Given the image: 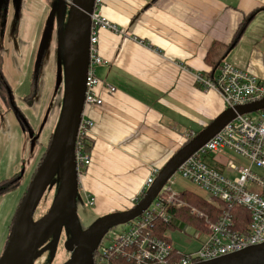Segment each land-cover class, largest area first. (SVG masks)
<instances>
[{
    "label": "crops",
    "instance_id": "0c3cea01",
    "mask_svg": "<svg viewBox=\"0 0 264 264\" xmlns=\"http://www.w3.org/2000/svg\"><path fill=\"white\" fill-rule=\"evenodd\" d=\"M57 4L55 0L17 2V16L28 15L29 25L38 21L34 39L42 42V58L46 43L55 44L58 38ZM7 6L12 8L11 0ZM254 9L223 62L239 68L251 63L257 77H262L264 61L257 65L246 55L242 64L229 54L243 46L255 22L256 26L264 22V0H103L98 10L117 30L98 31V51L104 62L95 67V73L103 104L86 107L94 123L90 131L94 146L85 176L93 192L119 191L106 179L120 171L123 180L118 186L131 191L123 201L132 205L130 197L140 191L149 169L160 167L189 134L197 133L225 109L215 91L199 87L195 75L211 69L204 57L212 41L230 43L243 17ZM45 19L48 27L44 32L43 26L40 33ZM22 21L15 31L23 37ZM259 39L263 36L252 37V45ZM107 84L115 90L109 93ZM111 201L103 196L99 205L110 207Z\"/></svg>",
    "mask_w": 264,
    "mask_h": 264
},
{
    "label": "built area",
    "instance_id": "2783aa9c",
    "mask_svg": "<svg viewBox=\"0 0 264 264\" xmlns=\"http://www.w3.org/2000/svg\"><path fill=\"white\" fill-rule=\"evenodd\" d=\"M102 2L94 0L91 13L84 107L74 149L79 188L80 176L90 165L84 142L94 124L86 115V107L103 104V97L97 92L100 79L95 73V67L104 62L98 51V31L117 30L99 12ZM195 80L204 91H215L226 107L264 96V76L257 77L229 62L197 73ZM106 89L109 93L115 90L110 84ZM158 171L157 167L149 169L140 191L130 197L132 203L138 201ZM176 171L207 194L206 199L217 209L214 217L180 197V191L173 188L171 181ZM176 171L141 215L127 223L123 231L113 233L106 244L99 243L92 264H192L264 241V109L256 111L254 117L249 113L238 114L183 160ZM82 192L88 204H95L93 195ZM238 207L246 211L248 218L242 213L234 214V208ZM181 209L201 221L200 226L195 224L194 234L199 244L186 252L154 232L158 220L184 230L186 225L178 215ZM234 215L243 223L241 227L236 225Z\"/></svg>",
    "mask_w": 264,
    "mask_h": 264
},
{
    "label": "rangeland",
    "instance_id": "374dc122",
    "mask_svg": "<svg viewBox=\"0 0 264 264\" xmlns=\"http://www.w3.org/2000/svg\"><path fill=\"white\" fill-rule=\"evenodd\" d=\"M58 1L55 0L56 4ZM17 2L19 0H11L12 8H9L8 24L2 37V32L0 31V52L3 55L1 71L9 90H11L12 96L10 97L9 95L8 100H5L0 95V181L9 178L15 173H20L22 176L20 183L15 188L0 194V254L4 248L10 223L17 205L28 186L32 173H34L33 170L40 154L46 147L50 134L56 129L65 94V39L69 11L68 5L62 4V21L59 22L57 16L58 21L55 27V32L58 34L57 41L55 44L52 41L46 43V53L41 63L40 53L42 47L40 46L42 42H35L34 39L35 27L38 21L36 25H29L28 15L23 16L22 12L17 16ZM16 17H20L19 24ZM22 19H24L25 23L23 37L15 31L16 27L18 29L21 28ZM256 23L253 24V27L248 32L247 41L244 42L243 46L241 45L232 52L230 51L229 55L234 56L240 63H242L246 55H249L248 59H253L255 64H263L261 61H264V22L260 21L257 26ZM48 24L49 20L47 22L45 19L40 33L43 30V26H45L43 31H46ZM56 33H52V37ZM261 35L263 36V40L259 39L256 46L252 45V37L258 38ZM38 61H40V74L37 80V91L33 95L32 100L27 101L26 95L30 92L31 77ZM241 67L254 75L256 74V76L259 75L253 69L251 63L247 64V67L245 64L244 67ZM249 115L254 117L255 112L249 113ZM38 149H40V153L36 155ZM35 157L36 161L32 163ZM236 159L238 160V158ZM119 174H121L120 171L111 173L109 174L110 178L106 180H111L116 189L124 192L114 191L103 194L93 192L89 188L90 183L87 176H85V173L81 174L79 180L81 186L76 193L74 202L78 224L81 229L87 228L107 213L130 207V204L125 205L123 199H127V195L131 191L127 192L118 186V184H121L120 180H123ZM125 175L130 176L128 174ZM61 179L62 168L58 167L53 171L48 184L39 197L33 215L35 220L44 215L53 204L61 184ZM171 181L173 188L177 191L189 190L200 194L204 198L207 197L204 191L200 190L194 183L182 178L177 171L172 175ZM83 190L91 192V195L95 197V204L90 205L87 203L82 192ZM111 195H113L112 199H110ZM103 196L113 201L112 206L104 207L103 204L99 205L102 203ZM67 225H64L61 237L54 250H52L51 240L48 235L43 237V242L39 243L35 248L33 264H68L71 252L65 249L64 241L66 237H69L71 228L66 234ZM185 225L184 230L172 226L167 228L166 236L171 240L175 248L186 252L197 247L199 240L194 238V234L197 231L195 224L192 221H186ZM127 226V223L114 226L103 237L101 243L106 244L109 240L108 238L113 233L121 232Z\"/></svg>",
    "mask_w": 264,
    "mask_h": 264
},
{
    "label": "water",
    "instance_id": "95a60500",
    "mask_svg": "<svg viewBox=\"0 0 264 264\" xmlns=\"http://www.w3.org/2000/svg\"><path fill=\"white\" fill-rule=\"evenodd\" d=\"M62 4L69 7L65 39L66 78L63 107L50 142L17 205L6 244L0 254V264H33V254L37 245L42 242L43 232L46 229L51 232L57 227L59 233L64 222L71 228V236L64 241L65 249L71 252L68 264H92L93 253L108 231L141 215L183 160L238 114L264 109V96L249 103L226 107L180 145L133 206L107 213L87 228L81 229L74 207L76 193L79 191L74 149L84 107L94 0H59L56 9L59 22L63 17ZM58 167L62 168L58 193L44 215L35 220L33 215L39 197L53 171ZM69 202L73 207L67 206ZM57 241L58 237L55 235L52 250ZM192 264H264V241Z\"/></svg>",
    "mask_w": 264,
    "mask_h": 264
},
{
    "label": "trees",
    "instance_id": "16d2710c",
    "mask_svg": "<svg viewBox=\"0 0 264 264\" xmlns=\"http://www.w3.org/2000/svg\"><path fill=\"white\" fill-rule=\"evenodd\" d=\"M2 7H4V6H2ZM4 10H6V6L4 7ZM255 11H256V9H254L251 12H249L248 14H246L243 17V21H241V23L239 24V26H238V28H237V30H236V32H235V34H234V36H233V38H232L230 43L225 44V43H223L221 41H218V40L212 41V43L210 44L209 48L207 49V52H206L205 57H204V61H205V63L208 66L216 67V66L220 65L224 61V58L227 55V53L230 50V48L233 47L237 43V41L239 40V38L243 34L247 23L250 21V19L252 18L253 14L255 13ZM42 55H43V50H41V53H40V61H41ZM2 58H3V55L0 52V95L5 100H8L9 94L11 92H9V94H8V92L6 90V87L3 84L4 81H2V71H1L2 64H3ZM40 61H38L37 66L34 69L32 77H31L30 92L26 95V100L27 101H31L32 98H33V95L37 91V85H38L37 84V80H38V74H39V71H40ZM225 108H226V106H225ZM20 119H22V118L20 117ZM22 122H24V121H22ZM51 136H52V133L49 136V139H48V142L46 144V147L44 148V151L40 154V157H39V159L37 161V164H36L34 170L36 169L40 159L42 158V156H43V154H44V152H45V150H46V148H47V146H48V144L50 142ZM192 136H193V133L189 134L188 137L185 139V141L189 140ZM84 143H85V146H84L85 152L90 154L92 149H93V146H94V140H93L92 136L88 135L85 138V142ZM163 164L160 167H158V169H160L163 166ZM88 168H89V166L84 169V173L88 170ZM34 170H33V172H34ZM21 176L22 175L20 173H15L12 176H10L9 178L1 180L0 181V194L15 188L20 183ZM179 193H180V197L183 198L184 200H186L189 204L198 207L200 210L212 215L213 217H214L215 213H217V209L212 206V203H210L206 198H204L200 194L195 193L193 191H189V190H182ZM141 196L142 195H140V197ZM134 204L135 203H132V205H130V207L133 206ZM130 207H128V208H130ZM178 211H180L178 215L183 219V221H182L183 225L186 223V221H192L193 224H198L200 226L201 221H200V219L198 220V218L196 216L191 215L190 213H188V211H186L184 209H181V210H178ZM237 213H240V215H241V213H242V215H245V219L248 218V214H246V211L244 209L240 208V207L234 208V214H237ZM234 216H235V219H236V225L238 227H241V224H243V223H241V221L239 220V217L237 219V216L236 215H234ZM13 218H14V215H13ZM13 218L11 220L10 227H11V224L13 222ZM156 223H157L156 224L157 227H156V229L154 231L155 235L160 237V238H165V239L169 240V238L166 236V234L164 232L166 231L167 228H169L171 226L173 227V225L168 224V223H164V222L159 221V220L156 221ZM10 227H9V230H8V234H9V231H10ZM7 238H8V235H7ZM7 238H6V241H7ZM5 244H6V242H5ZM92 261H93V257H92Z\"/></svg>",
    "mask_w": 264,
    "mask_h": 264
},
{
    "label": "flooded vegetation",
    "instance_id": "af4514ba",
    "mask_svg": "<svg viewBox=\"0 0 264 264\" xmlns=\"http://www.w3.org/2000/svg\"><path fill=\"white\" fill-rule=\"evenodd\" d=\"M8 5V0H4V1H2V3H0V31L2 32V34H1V37H2V35H4V32H5V28H6V26H7V24H8V15H9V6H7ZM2 6H6V10H4V7H2ZM18 19V17H16V20ZM11 24V23H10ZM43 60V58L41 59V61ZM42 63V62H41ZM55 72H56V66H55ZM39 74H40V71H39ZM39 74H38V77H39ZM55 76H56V73H55ZM2 81H4L3 82V84H4V86L6 87V90H7V92H8V94H9V92H11V90H9V87L7 86L8 84L6 83V81H5V79H4V77H3V73H2ZM10 95V97H12L11 96V93L9 94ZM8 97V96H7ZM67 206L68 207H73V205L71 204V202H69L68 204H67ZM64 225H65V222L61 225V228H60V232L59 233H57V227H54L52 230H51V232H49V230L48 229H46L44 232H43V234H42V236H41V238H43V237H45V235H48V237H49V239L51 240V247H52V245H53V238H54V236L56 235L57 237H58V240H59V238L61 237V234H62V229H63V227H64ZM66 229H67V231H66V234L69 232V230H70V226H69V224L66 226ZM85 229V228H84ZM71 236V230H70V235H69V237ZM68 237H66V239H67ZM103 239V238H102ZM41 240V239H40ZM102 241V240H101ZM43 242V241H42ZM58 242V241H57ZM100 245V244H99ZM98 248V247H97ZM95 252V251H94ZM93 255H94V253H93Z\"/></svg>",
    "mask_w": 264,
    "mask_h": 264
}]
</instances>
